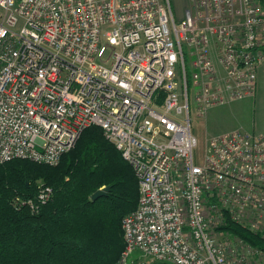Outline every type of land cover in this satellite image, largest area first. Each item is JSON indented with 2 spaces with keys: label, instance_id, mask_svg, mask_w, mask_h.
Listing matches in <instances>:
<instances>
[{
  "label": "built area",
  "instance_id": "2783aa9c",
  "mask_svg": "<svg viewBox=\"0 0 264 264\" xmlns=\"http://www.w3.org/2000/svg\"><path fill=\"white\" fill-rule=\"evenodd\" d=\"M263 61L264 0H188L180 19L171 0H0V163L56 165L98 125L139 178L115 264H249L220 227L264 233V135H211L197 162L191 110L254 97Z\"/></svg>",
  "mask_w": 264,
  "mask_h": 264
},
{
  "label": "trees",
  "instance_id": "16d2710c",
  "mask_svg": "<svg viewBox=\"0 0 264 264\" xmlns=\"http://www.w3.org/2000/svg\"><path fill=\"white\" fill-rule=\"evenodd\" d=\"M39 180L52 197L36 211L16 207L17 196H36ZM139 194L135 169L98 125L85 127L56 165L0 163V264H115L125 248L122 219ZM226 218L221 229L264 252V233Z\"/></svg>",
  "mask_w": 264,
  "mask_h": 264
},
{
  "label": "rangeland",
  "instance_id": "374dc122",
  "mask_svg": "<svg viewBox=\"0 0 264 264\" xmlns=\"http://www.w3.org/2000/svg\"><path fill=\"white\" fill-rule=\"evenodd\" d=\"M171 2L176 18L180 19V17L183 15V11L188 6V0H171ZM250 100L253 103H255L256 99L255 100L250 99ZM227 107L229 108L230 106ZM226 110L229 109H226L222 105H218L209 108L205 115H200L198 112H196L195 108H192L191 110L192 130L198 139V143L194 149V155L197 162L203 161L206 145H207V138L211 135L225 132L226 131L225 126H227V128L231 126V123L233 122L234 119L231 117V112ZM252 114H254L253 111ZM41 181L42 180H39V182ZM253 232L255 231L253 230ZM244 243L243 244L246 245V247L249 250L252 249L255 251L254 253H249V261H250L249 264H259L258 261L264 264V252L259 248L251 245L249 242L244 241ZM243 244H237L235 250L241 251L242 249H244Z\"/></svg>",
  "mask_w": 264,
  "mask_h": 264
},
{
  "label": "crops",
  "instance_id": "0c3cea01",
  "mask_svg": "<svg viewBox=\"0 0 264 264\" xmlns=\"http://www.w3.org/2000/svg\"><path fill=\"white\" fill-rule=\"evenodd\" d=\"M250 99L255 100L253 103ZM226 111L231 112L234 119L226 131L241 128L249 132H257L264 135V61L258 70V86L254 97L232 101L222 105ZM227 106H230L229 108ZM252 111L254 114H252ZM226 114V113H225Z\"/></svg>",
  "mask_w": 264,
  "mask_h": 264
},
{
  "label": "water",
  "instance_id": "95a60500",
  "mask_svg": "<svg viewBox=\"0 0 264 264\" xmlns=\"http://www.w3.org/2000/svg\"><path fill=\"white\" fill-rule=\"evenodd\" d=\"M109 189V187H102L100 188L98 191H96L94 194H93V199H96L98 198L99 196L103 195V194H106L107 190Z\"/></svg>",
  "mask_w": 264,
  "mask_h": 264
}]
</instances>
